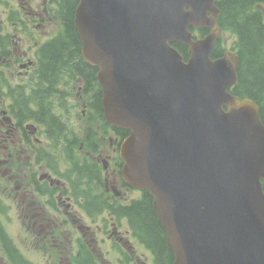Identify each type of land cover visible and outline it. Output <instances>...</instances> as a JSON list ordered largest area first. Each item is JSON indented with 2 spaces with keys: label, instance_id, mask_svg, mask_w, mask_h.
Instances as JSON below:
<instances>
[{
  "label": "water",
  "instance_id": "1",
  "mask_svg": "<svg viewBox=\"0 0 264 264\" xmlns=\"http://www.w3.org/2000/svg\"><path fill=\"white\" fill-rule=\"evenodd\" d=\"M218 16L214 0H79L74 22L105 119L129 131L122 177L153 196L173 264H264V125L229 92L236 54L211 59Z\"/></svg>",
  "mask_w": 264,
  "mask_h": 264
},
{
  "label": "flooded vegetation",
  "instance_id": "2",
  "mask_svg": "<svg viewBox=\"0 0 264 264\" xmlns=\"http://www.w3.org/2000/svg\"><path fill=\"white\" fill-rule=\"evenodd\" d=\"M55 2L0 0V264H172L151 196L122 179L127 134L103 119L96 70L48 72L68 38ZM143 203L163 255L135 224Z\"/></svg>",
  "mask_w": 264,
  "mask_h": 264
},
{
  "label": "trees",
  "instance_id": "3",
  "mask_svg": "<svg viewBox=\"0 0 264 264\" xmlns=\"http://www.w3.org/2000/svg\"><path fill=\"white\" fill-rule=\"evenodd\" d=\"M57 1L60 8L59 18L66 25L68 38L67 42L58 43L55 48L47 50V68L50 74L84 64L74 29V10L78 0ZM215 3L220 10L219 27L235 38L233 49L238 56V81L231 93L239 98L253 100L259 106V117L264 125V0H215ZM173 47L186 58L185 46L173 44ZM222 50L220 39L213 50V58L220 56ZM87 69L92 70L90 67ZM134 214L135 224L147 234L149 242L163 255V234L153 211L143 203ZM163 260L165 261V258Z\"/></svg>",
  "mask_w": 264,
  "mask_h": 264
},
{
  "label": "rangeland",
  "instance_id": "4",
  "mask_svg": "<svg viewBox=\"0 0 264 264\" xmlns=\"http://www.w3.org/2000/svg\"><path fill=\"white\" fill-rule=\"evenodd\" d=\"M234 36L229 34L228 32H223L221 37V45H224V48L233 47L232 41Z\"/></svg>",
  "mask_w": 264,
  "mask_h": 264
}]
</instances>
